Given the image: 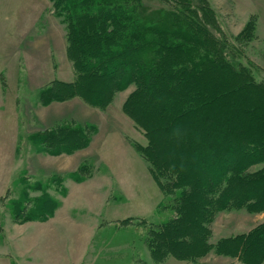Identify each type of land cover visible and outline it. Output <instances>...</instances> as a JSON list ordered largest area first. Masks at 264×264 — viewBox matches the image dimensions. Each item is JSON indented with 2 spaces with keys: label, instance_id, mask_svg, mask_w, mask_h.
Masks as SVG:
<instances>
[{
  "label": "trees",
  "instance_id": "obj_1",
  "mask_svg": "<svg viewBox=\"0 0 264 264\" xmlns=\"http://www.w3.org/2000/svg\"><path fill=\"white\" fill-rule=\"evenodd\" d=\"M206 1L51 0L65 24L74 77L53 79L38 97L44 105L79 97L105 109L133 86L122 111L143 130L147 143L134 145L166 194L161 205L174 211L146 237L154 260L173 256L212 264L199 259L214 252L262 264L264 220L211 241L219 212H264V111L250 99H264V81L256 80L250 65L232 59L240 50ZM255 25L251 17L237 40L251 41ZM218 73L227 81L212 79ZM248 91L254 97H236ZM96 130L93 123L68 121L29 139L41 152L71 154L87 147ZM89 175L86 164L68 173L77 182ZM51 181L61 185L63 177ZM34 186L41 195L27 210L16 203L17 220H45L57 207L42 183Z\"/></svg>",
  "mask_w": 264,
  "mask_h": 264
},
{
  "label": "rangeland",
  "instance_id": "obj_2",
  "mask_svg": "<svg viewBox=\"0 0 264 264\" xmlns=\"http://www.w3.org/2000/svg\"><path fill=\"white\" fill-rule=\"evenodd\" d=\"M206 3L230 44L240 50L232 59L250 65L256 80L264 81V0ZM251 17L255 37L242 44L236 37ZM65 33L51 0H0V264H195L173 256L157 262L147 244L150 229L174 211L161 205L166 194L134 145L147 143L143 130L122 111L133 86L118 92L105 109L79 97L48 105L39 100V89L53 79L74 77ZM215 78L228 79L221 73ZM236 95L242 101L254 97L251 91ZM250 99L264 111V99ZM68 121L97 126L87 147L52 155L31 143L32 133ZM81 164L90 175L77 182L68 173ZM54 175L63 177L61 185L51 181ZM36 182L57 207L45 220H17L16 203L27 210L41 195ZM263 220L262 213L221 211L211 224V241ZM199 261L241 264L214 252Z\"/></svg>",
  "mask_w": 264,
  "mask_h": 264
},
{
  "label": "crops",
  "instance_id": "obj_3",
  "mask_svg": "<svg viewBox=\"0 0 264 264\" xmlns=\"http://www.w3.org/2000/svg\"><path fill=\"white\" fill-rule=\"evenodd\" d=\"M58 211V210H57ZM262 214H264V212H261ZM260 222V221H259Z\"/></svg>",
  "mask_w": 264,
  "mask_h": 264
}]
</instances>
